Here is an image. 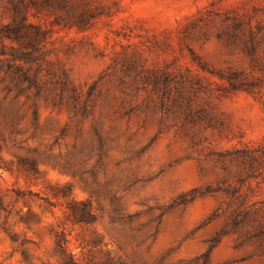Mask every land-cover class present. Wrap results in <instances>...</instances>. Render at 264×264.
Instances as JSON below:
<instances>
[{"label":"rangeland","instance_id":"1","mask_svg":"<svg viewBox=\"0 0 264 264\" xmlns=\"http://www.w3.org/2000/svg\"><path fill=\"white\" fill-rule=\"evenodd\" d=\"M23 16L0 264H264V0H0Z\"/></svg>","mask_w":264,"mask_h":264},{"label":"trees","instance_id":"2","mask_svg":"<svg viewBox=\"0 0 264 264\" xmlns=\"http://www.w3.org/2000/svg\"><path fill=\"white\" fill-rule=\"evenodd\" d=\"M18 8V6H16ZM30 25L26 22L25 17L23 16L22 20L19 22H14L11 24L4 25L0 27V35H6L7 37H16V38H27L28 29ZM31 46L34 49H37L36 39L30 42ZM7 54L4 49L0 50V63L7 62L8 70L13 68V63L16 60H27L30 58L31 54L28 51L12 50L9 54V57L2 58L1 56ZM88 203H84L83 215L82 218L90 214L88 210Z\"/></svg>","mask_w":264,"mask_h":264}]
</instances>
